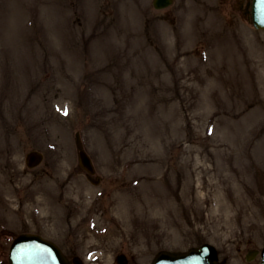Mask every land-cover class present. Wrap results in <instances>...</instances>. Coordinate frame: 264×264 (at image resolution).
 I'll list each match as a JSON object with an SVG mask.
<instances>
[{"label": "rangeland", "instance_id": "obj_1", "mask_svg": "<svg viewBox=\"0 0 264 264\" xmlns=\"http://www.w3.org/2000/svg\"><path fill=\"white\" fill-rule=\"evenodd\" d=\"M0 215L84 264H260L264 31L239 0H0Z\"/></svg>", "mask_w": 264, "mask_h": 264}, {"label": "water", "instance_id": "obj_2", "mask_svg": "<svg viewBox=\"0 0 264 264\" xmlns=\"http://www.w3.org/2000/svg\"><path fill=\"white\" fill-rule=\"evenodd\" d=\"M173 0H153L155 9H164L170 6ZM251 20L256 29L264 30V0H253L251 6ZM76 148L78 161L81 167L88 173L94 170L89 157L83 150L79 135H76ZM42 156L37 152H31L26 156V164L29 168L37 166ZM264 264V248L261 253ZM247 260H250L247 257ZM10 264H70L61 252L51 243L40 240L37 237L21 236L12 245L9 254ZM119 264H125L123 256L117 258ZM75 264L79 262L75 259ZM152 264H219L215 249L204 244L198 248H191L187 253L159 252Z\"/></svg>", "mask_w": 264, "mask_h": 264}, {"label": "flooded vegetation", "instance_id": "obj_3", "mask_svg": "<svg viewBox=\"0 0 264 264\" xmlns=\"http://www.w3.org/2000/svg\"><path fill=\"white\" fill-rule=\"evenodd\" d=\"M248 2L249 0H239V9L242 11L245 18H248ZM15 231L16 229L13 228V223L10 218L0 215V264H7L6 252L9 248L8 238L13 240L21 234L32 233L30 231H20L16 233ZM34 234L38 233L35 232Z\"/></svg>", "mask_w": 264, "mask_h": 264}, {"label": "snow or ice", "instance_id": "obj_4", "mask_svg": "<svg viewBox=\"0 0 264 264\" xmlns=\"http://www.w3.org/2000/svg\"><path fill=\"white\" fill-rule=\"evenodd\" d=\"M68 113H67V109H65V111H64V115H67Z\"/></svg>", "mask_w": 264, "mask_h": 264}]
</instances>
